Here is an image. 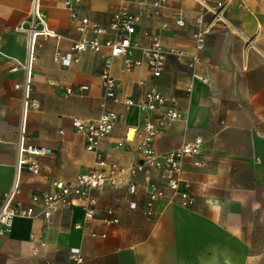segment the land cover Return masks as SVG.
Returning <instances> with one entry per match:
<instances>
[{"label": "crops", "instance_id": "obj_1", "mask_svg": "<svg viewBox=\"0 0 264 264\" xmlns=\"http://www.w3.org/2000/svg\"><path fill=\"white\" fill-rule=\"evenodd\" d=\"M32 2L0 0V204L14 182L22 132L27 144L47 150L45 156L25 157L40 165L38 175L27 166L22 171L19 201L25 206L34 194H54L56 182L73 183L97 166L96 153L86 150V138L73 121L99 119L102 74L111 51L78 54L69 67L57 63V52L71 51L82 34L63 0H40L49 29L61 38L38 39L32 97L39 107L24 113L26 71L20 65L28 59L29 36L19 27L29 19ZM151 2L83 0L78 9L81 17L105 27L120 11L138 14L135 42L148 46L143 35L148 31L158 34L167 49L182 53L167 56L159 77L146 65L127 71L121 57L112 60L111 71L121 98L141 103L147 92L157 90L168 99L163 110L174 106L183 114L156 138L159 153L197 137L205 140L199 156L183 161V178L195 203L182 207L160 200L150 208L144 192L129 196L124 186L97 190L100 207L120 208L119 225L87 223L78 207L61 209L50 223L43 217L18 218L12 231L0 237V264H77L73 249L80 251L82 264H264V1L244 8L229 5L226 15L239 34L205 16L204 26L213 28L199 53L197 73L209 77V84L194 79L189 65L198 52L201 9L196 0H169L159 16ZM179 12L184 26L176 23ZM134 55L142 58L138 51ZM107 108L118 119L101 151L110 162L131 166L142 158L139 131L158 113L112 100ZM77 224L93 226L99 236L86 235Z\"/></svg>", "mask_w": 264, "mask_h": 264}, {"label": "built area", "instance_id": "obj_2", "mask_svg": "<svg viewBox=\"0 0 264 264\" xmlns=\"http://www.w3.org/2000/svg\"><path fill=\"white\" fill-rule=\"evenodd\" d=\"M168 1L152 0L151 4L155 16L161 15ZM252 1L254 0H196L201 9V15L196 20L199 26L195 34L198 52L189 64L194 79H199L206 84L210 83L209 77L197 73V67L202 61L199 53L206 47V36L212 30L213 24L221 22L229 31L239 34L238 28L228 19L226 11L231 4L244 8ZM63 2L70 12L72 22L78 23V30L81 32L82 38L73 44L71 51L57 52L56 62L64 67H69L78 54L88 51L100 53L104 48L111 51V58L106 61L102 74L104 96L101 102L102 113L99 119L86 121L76 118L73 121L77 131L86 138V150L96 153L97 166L89 172L79 174L73 183L56 182L57 191L54 194H34L31 205L25 206L19 201L22 171L27 166L33 174L38 175L40 173L39 163H27L25 157L27 155L45 156L47 150L27 144L24 132H22L14 182L11 188L4 192L0 204V237L12 231L13 224L18 218L36 219L43 217L47 223H50L63 208L73 209L78 207L87 223L101 221L109 227L119 225L121 222L118 215L120 208L100 207L99 200L95 195V191L105 188L124 186L129 196H136L144 192L147 195V205L150 208L160 200L182 207H190L196 200L195 196L189 191L188 182L183 178V161L189 157L199 156L205 140L202 137H197L175 149L159 153L155 147L156 138L173 123L183 119V114L174 106L163 110L168 99L164 93L157 90L147 92L144 101L141 103H136L132 99L121 98L117 92L118 83L112 76L111 71L112 60L121 57L127 71L146 65L155 77H159L165 70L167 56L169 54L182 55V53L167 49L162 44L161 37L158 34H152L148 31L143 33L149 39L148 46L135 42L134 36L138 32L137 28L141 21V16L138 14L125 10L120 11L114 14L109 25L105 27L87 17L80 16L78 7L83 0H63ZM208 14H211L214 20L212 25L206 27L204 26V19ZM176 23L179 26L186 25L182 12L178 13ZM19 30L26 32L29 36L28 59L20 65L26 71L25 83L21 87L23 90V109L26 113L39 107L38 101L32 97L33 82L36 76L38 39L40 37L61 38V36L49 29L47 17L42 11L40 0H33L29 19L21 24ZM110 33L114 35V38L104 39V36ZM136 51L141 53L142 58H137L134 55ZM87 89L88 87H82V90ZM188 91L191 92L192 87ZM68 93H72V91L69 89ZM110 100L122 102L128 109L137 106L142 111L158 113L156 120L147 119L143 129L139 131L138 152L142 158L131 166L110 162L101 151L103 141L112 135L118 119V114L107 108V103ZM136 132L138 133V130ZM118 147H123V144H119ZM197 164L199 165V163ZM154 173H158V180H155ZM129 178L134 181H129ZM130 207L135 209L137 204L131 202ZM76 228L82 230L86 235L99 236L93 226L77 224ZM102 237L105 238L107 235H102ZM71 259L77 264H82L84 261L78 249L71 251ZM48 264L54 263L49 262Z\"/></svg>", "mask_w": 264, "mask_h": 264}]
</instances>
